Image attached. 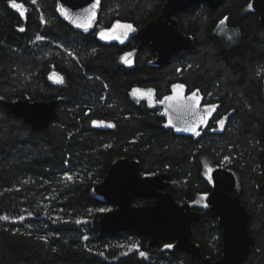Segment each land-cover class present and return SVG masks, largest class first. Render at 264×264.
<instances>
[{
    "label": "trees",
    "instance_id": "1",
    "mask_svg": "<svg viewBox=\"0 0 264 264\" xmlns=\"http://www.w3.org/2000/svg\"><path fill=\"white\" fill-rule=\"evenodd\" d=\"M165 1L102 0L95 28L81 30L64 20L56 0H14L24 14L0 0V264L200 262L166 247L171 241L151 247L136 231L101 232L98 220L114 204L94 185L120 156L138 159L142 174L167 172L166 189L179 202L211 191L205 157L234 170V192L251 214L254 238L241 264H264V22L252 0L191 4L175 16L192 41L162 65L149 45L134 52L135 34L123 42L99 37L117 21L146 24ZM223 19L231 40L219 31ZM127 52H134L130 65L120 60ZM53 71L63 83L50 79ZM177 84L218 103L214 121L198 137L175 133L158 107L133 94L151 90L161 98ZM20 97L57 98V118L33 128L2 102ZM229 112L224 127L212 130ZM101 120L113 127L93 123ZM152 201L143 196L132 203ZM200 209L192 238L203 255L218 259L222 227L210 206Z\"/></svg>",
    "mask_w": 264,
    "mask_h": 264
},
{
    "label": "water",
    "instance_id": "2",
    "mask_svg": "<svg viewBox=\"0 0 264 264\" xmlns=\"http://www.w3.org/2000/svg\"><path fill=\"white\" fill-rule=\"evenodd\" d=\"M64 20L72 27L81 30L95 28V22L101 10L102 0H56ZM223 0H166L160 13L146 24L135 30L139 48L149 45L156 51L155 63L165 64L171 55L185 48L192 41V36L184 33L175 14L191 4L207 2L213 8ZM95 6V7H94ZM252 7L260 13L264 22V0H252ZM94 14V18H93ZM57 71L50 74L54 82ZM193 92L186 88H174L161 99L141 92L152 106L161 109L160 113L166 120V126L177 134L197 137L193 131L185 130L196 123L200 116H206V123L200 124L196 131L205 128L217 110V104H202L191 108L192 102L187 98ZM176 97L165 100V97ZM163 101V103H161ZM8 112L22 117L33 128L47 127L57 118L58 99L31 100L29 97L17 99H2ZM215 106L209 113L206 106ZM97 125L101 128L113 127V121L101 120ZM212 190L207 195L210 208L218 216L222 227L223 252L218 259L203 255L202 247L192 238L193 223L199 221L201 210L195 209L189 201L179 202L171 191L166 189L169 174H142L138 159L120 156L112 161L102 180L94 185V192L114 207L106 210L99 218L101 232L110 233L116 230H132L147 236L148 245L153 247L162 240L173 242L177 250L186 251L201 258L194 264H241L254 245V238L249 230L251 214L242 202L240 195L233 191L237 187V175L231 169L223 166L212 171ZM264 188V179L262 180ZM150 196L153 201L147 204H133L136 197Z\"/></svg>",
    "mask_w": 264,
    "mask_h": 264
},
{
    "label": "rangeland",
    "instance_id": "3",
    "mask_svg": "<svg viewBox=\"0 0 264 264\" xmlns=\"http://www.w3.org/2000/svg\"><path fill=\"white\" fill-rule=\"evenodd\" d=\"M17 4H19V3H17ZM15 9L19 10L22 14L25 13V8L24 7L22 9H19V8H15ZM221 21H223V23H221ZM221 21L219 23V31L224 34V36H225L226 39H228V40L233 39L234 34L229 31L228 27L225 24V19H223ZM126 24H130V23L117 21V22H115L113 24V26L111 28H108V29H100L98 31V35L104 41L118 40V41L122 42L128 36L127 29L126 28H123V27H120L118 25H126ZM102 31L105 32V34L107 36H109L110 38H104V37H102V35H101V32ZM125 57H127V60L130 61V63L125 62V59H124ZM120 60L122 62L126 63V64H132L133 63V53L132 52H127V53L123 54L121 56ZM203 160H204V172H205V174L208 177H210L211 171L214 168V165L212 164L211 159H209L208 157H205ZM192 204H194L196 206H199V207H204V206L208 205V202H207V194H200V195H198L197 198L195 199V201H192ZM168 245H171V247H172L173 246V243L168 244Z\"/></svg>",
    "mask_w": 264,
    "mask_h": 264
},
{
    "label": "snow or ice",
    "instance_id": "4",
    "mask_svg": "<svg viewBox=\"0 0 264 264\" xmlns=\"http://www.w3.org/2000/svg\"><path fill=\"white\" fill-rule=\"evenodd\" d=\"M10 2L12 3V7H14V8H19V9H22L23 8V5L22 4H17V3L14 2V0H10ZM32 2L35 3V0H32ZM97 3H99V0H97ZM93 18H94V14H93ZM221 23H223V21H221ZM118 26L123 27V28H126L129 31H134L135 30L132 27L131 24L118 25ZM21 31H23V29H21ZM101 35L104 38H110L103 31L101 32ZM37 38L38 39H41V37H37ZM124 59H125V62L130 63V61L127 60V57H125ZM53 78L56 80L57 83H63L64 82L63 81V78L60 77L59 75H55ZM176 88H183V85H175L174 86V90ZM138 93L139 94H143V93H141V90H139V89L134 90V93L133 94L136 95ZM148 94L149 95L151 94V90H148ZM175 98L176 97L169 96V97H165L164 99L165 100H173ZM187 99L192 102L190 105H188L189 107H191V108H198L199 107L200 97L198 96L197 92H193L192 95L190 97H188ZM161 103H163V101H161ZM206 107L208 108L209 113H210L212 110H214V107L215 106L209 105V106H206ZM93 123L95 124V123H103V122L94 121ZM204 123H206V116H200L199 119H198V121L196 123H194L193 125H191L189 128H187L185 130L193 131L196 135H199L200 133L198 131H196V129L200 126V124H204ZM218 123L220 124L221 127H223V125H224V121L223 120L218 121ZM69 179H71V177H69ZM3 219L7 220L9 218L7 216H5V217H3ZM85 239H87V237H85ZM166 247H171V245H167ZM140 255L143 256V255H145V253L141 252Z\"/></svg>",
    "mask_w": 264,
    "mask_h": 264
},
{
    "label": "flooded vegetation",
    "instance_id": "5",
    "mask_svg": "<svg viewBox=\"0 0 264 264\" xmlns=\"http://www.w3.org/2000/svg\"><path fill=\"white\" fill-rule=\"evenodd\" d=\"M251 5H252V3H251ZM253 8V7H252ZM162 9V8H161ZM254 9V8H253ZM176 15V14H175ZM177 18V17H176ZM132 25V24H131ZM144 25V24H143ZM142 26V25H141ZM132 27L136 30L137 28H139V27H135V26H133L132 25ZM135 30L134 31H129V30H127V34H128V36H127V38L124 40V41H126V40H128L129 38H130V36L132 35V34H135ZM136 35V34H135ZM139 40V39H138ZM116 41H118V40H116ZM120 42V41H119ZM123 42V41H122ZM139 44V43H138ZM134 52H135V50H134ZM133 52V53H134ZM134 57V56H133ZM128 65H130V64H128ZM177 85H182V84H177ZM184 86V85H183ZM185 87V86H184ZM174 88V86L172 87V89ZM186 88V87H185ZM171 89V90H172ZM186 90H187V88H186ZM192 91H197V90H192ZM171 92V91H170ZM170 92H168V93H170ZM187 92L189 93V92H191V91H188L187 90ZM197 92H199V91H197ZM167 93V94H168ZM200 93V92H199ZM202 96H203V101H202V104H209V103H215V104H217V109H218V103L217 102H210V101H205V98H204V95L202 94V93H200ZM139 95V94H138ZM166 95V94H165ZM140 96H142V95H140ZM163 97V96H162ZM161 97V98H162ZM154 99H161V98H155V97H153ZM161 111V109L159 108V112ZM217 111V110H216ZM161 114V113H160ZM215 114H216V112H215ZM215 114L213 115V117H212V119L210 120V122H209V124L205 127V128H207L209 125H210V123L211 122H213L214 121V117H215ZM229 114H230V112L229 113H227V114H225L224 116H223V118H219L218 120H216L214 123L216 124V127L215 128H212V130H219V129H222L223 127H224V125H225V123H226V121H227V117L229 116ZM165 119V118H164ZM220 120H223L224 121V125H223V127H221L220 126V124L218 123V121H220ZM165 125H166V120H165ZM205 128H201L200 129V131H199V133H201V131L203 130V129H205ZM173 130V129H172ZM174 131V130H173ZM175 132V131H174ZM183 135V134H182ZM200 135V134H199ZM198 135V136H199ZM189 136H191V135H189ZM197 136V137H198ZM194 137V136H193ZM212 164H213V162H212ZM214 165V168L215 167H218V166H223V165H215V164H213ZM223 167H226V166H223ZM213 168V169H214ZM226 168H228V167H226ZM213 169H212V171H213ZM228 169H231V168H228ZM232 170V169H231ZM212 171H211V174H212ZM232 171H234V170H232ZM205 173V172H204ZM236 174V173H235ZM237 175V174H236ZM207 176V175H206ZM208 177V176H207ZM210 179H211V181H212V176L210 175V177H209ZM237 180H238V178H237ZM212 186H213V181H212ZM237 186H238V182H237ZM236 189H237V187H236ZM235 189V190H236ZM212 190V189H211ZM234 190V191H235ZM233 191V192H234ZM209 193V192H208ZM208 193H207V195H208ZM234 193H236V192H234ZM190 202V201H189ZM207 202H208V200H207ZM182 203V202H181ZM191 204H192V202H190ZM193 205V207L195 208V209H198V210H201L200 209V207L199 206H196V205H194V204H192ZM208 206H210L209 205V203H208ZM114 207V206H113ZM201 212H202V210H201Z\"/></svg>",
    "mask_w": 264,
    "mask_h": 264
}]
</instances>
